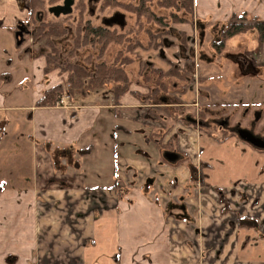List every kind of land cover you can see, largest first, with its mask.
<instances>
[{"label": "crops", "instance_id": "1", "mask_svg": "<svg viewBox=\"0 0 264 264\" xmlns=\"http://www.w3.org/2000/svg\"><path fill=\"white\" fill-rule=\"evenodd\" d=\"M24 7L0 0L3 52L15 41ZM192 11L193 20L226 21L242 13L264 20V0H192ZM172 26L187 36L193 21ZM19 46L12 68L0 60V73L10 71L0 82V264H264V149L233 134L217 141L186 117L184 124L173 121L183 127L179 148L171 150L179 159H165V148L142 156L128 136L159 135L161 146L167 140L165 116L164 122L149 117L155 113L137 95L145 87L133 82L116 99L105 88L88 89L36 105L62 76L45 75L43 55ZM162 48L151 50L162 62L152 54L145 60L164 71L175 60ZM254 49L236 50L234 60L257 76L254 86L264 95V42ZM172 54L183 57L179 49ZM198 81L170 92L173 105H197L199 86L208 82ZM244 93L235 102H250ZM257 103L264 106V96ZM122 133L127 138L119 144ZM187 152L192 162L183 158ZM247 217L254 224L238 223Z\"/></svg>", "mask_w": 264, "mask_h": 264}, {"label": "rangeland", "instance_id": "2", "mask_svg": "<svg viewBox=\"0 0 264 264\" xmlns=\"http://www.w3.org/2000/svg\"><path fill=\"white\" fill-rule=\"evenodd\" d=\"M117 1L130 2L133 5L137 3V0H117ZM62 2L63 0H44L43 5L40 7V9L39 8L35 9L34 13L31 16L28 14L27 7H24L26 14L22 15L21 17H18L19 18L18 20H21L20 18L23 19L22 24L28 28H32L34 22H37L39 20L59 21L66 28V31L61 36L52 37V41L59 50L60 59L66 57L68 60L79 62L87 66L88 68L92 69L93 60H95L96 58L94 57V55L97 52V48H98L97 42H95L92 46L84 45L78 49H75L72 55L70 56H67L66 54V51L72 46V38L74 35L75 24H77L78 21L81 22L85 19H89L94 24L108 25L109 27H112L116 31H128L130 28L131 30L128 31L129 34H133L134 32L137 31L136 34L141 42H145L147 40V36L144 33V31L136 28L134 21L135 14L121 5L119 6L103 5L104 0H72L69 6L70 7L69 11L67 12L59 11V13H55L52 7L54 5L62 4ZM26 3L27 0H19V4H21L22 7L26 6ZM12 9L13 7L10 8V10ZM19 15H21V13H19ZM192 21H193V30L192 32H189L188 30L189 37L187 35L188 39L184 41L185 47L183 48L180 47V43L178 41L179 38L177 37V32L175 31V29H173L170 33H168L165 36V44L159 45L164 47L161 49L162 50L161 54H163L164 52H165V56H167L168 54V57L170 59L172 58L173 60H175V62H177V65L180 66L184 65L185 58L183 57L191 58L193 62L191 68L192 79L193 77H196L198 79L201 78L200 83H206L208 80L206 81V79L203 78L202 76L206 74H214L213 82L210 83L208 82L205 85L203 84L201 85V87L199 86L200 91L196 98L198 100L196 101L197 105L194 106H190L188 104L183 105L184 116L183 118H180L179 122L183 123L182 119L185 120L186 115H191L198 120L200 118L199 110H203L205 118L208 120V126L206 128H208V130L210 129V131H212L211 124L216 122H221L223 119L224 122L222 123V125H225L226 128L228 129H234V132L236 131L235 130L236 128L243 127L249 130L252 134L264 139V106L263 104L257 103V100L259 98L260 99L263 98L264 95H262L263 93L261 92V89L258 90L254 86V82L258 80L257 76L254 77L250 74H245L246 72L244 71L242 72V70L244 69L247 71L248 70L247 67L243 65L244 68H242L240 67L239 64H237V66L233 65V69L231 70L230 73L229 65L235 63L234 62L235 60L233 61L231 59L230 62H227V59L229 57L227 55V52L229 54H233L236 52V50L239 52L242 51L246 52L248 49H251L250 53H253V51L255 50L254 47L257 48V45L259 44V42L254 37V35L256 34L255 28H249L245 33H240L238 35L225 38L224 46L221 45L213 46L212 45L213 41H218L220 40V38L224 36L221 34V28L223 27L225 21H219V20L215 21V20H210L209 18H203L201 20L199 18L196 19L194 18V20L192 19ZM142 22H143L142 26H146V25L149 26L151 24L150 23L151 21L147 20V18H143ZM19 38H20V42L16 44L14 43L16 40L15 41L12 40L10 44L11 48L10 49L7 48L5 52H3L2 49H0V60H2L1 62L3 65H7L8 63H10L9 66L12 65L14 58L17 57L13 48L18 47V45L24 46L26 44H29L32 52L37 54L40 53L39 51L47 50V47L44 46L42 40L32 42L30 40V37L27 36L26 32L19 34ZM177 42L179 43V45ZM159 46L143 47L141 45H136L135 47H133L130 54L134 55L135 58H138L139 60L138 66L144 68L143 61H146L145 60L146 56L151 57V54L154 58H157V60L159 59V61L162 62V58L160 56H157L155 51H151L153 48L158 49ZM176 48L179 49L183 57L182 56L176 58L173 57L172 51L177 50ZM144 51H145L144 55L142 54L139 55L137 53ZM6 52L7 55L4 56ZM111 53L112 51L108 49V51L105 53L104 58L106 60L110 59ZM148 54H150V56H148ZM221 57H223V60ZM5 60H10V61L7 63L5 62ZM166 64L167 62L165 61V65ZM12 66L10 68H12ZM5 69H8V67L3 68V71L1 73L9 74L10 71L9 70L7 71ZM261 78H262L261 80H264V72ZM32 81H33V77H29L25 80V84L31 85ZM190 81L186 83L187 84L186 88L190 84ZM181 82L182 81H180V83ZM236 83L238 84L236 85ZM109 85H110L109 82L105 81L103 85L91 86L89 89L97 90L100 88H105L106 90L110 91ZM219 85L228 86L229 89L227 91H220ZM28 88L29 87L27 86L25 89L27 90ZM241 91H245L244 93L245 95L242 97V99L245 100L250 97L251 98L250 102L247 103L241 100L239 102H235L234 98L240 95ZM249 93L251 94L249 95ZM67 94H68L67 84H63V97L65 100L67 99ZM73 94H78V92L74 91ZM225 97L226 98L228 97V99L232 98L234 101L232 100L225 101ZM176 107L179 106L176 105ZM246 109L247 112H245ZM258 111L261 112L260 115L256 117ZM166 122H167V128L165 129V138H168V136H173L172 140L170 141L171 143L170 146L168 145L161 146L158 142H154L155 141L153 140L155 139L154 136L149 138L148 140H144L143 137L141 139L139 135L133 134L131 138L128 136V138L131 139L132 141V143L130 142L132 146L131 149H134L133 148L134 144H137L139 146V151L136 150L134 151L142 156L150 157L152 154L151 151L152 148H156V150H159L162 154L164 151L163 148H165V152H167L166 151L167 149H170L171 151L174 148H179L178 146L179 138H180L179 134L180 132H182L183 127L180 126L178 127L180 129H176V126H179V122L173 124V121L169 120L168 118ZM121 123L123 124L124 122L122 121ZM234 124H237V126ZM124 125L126 124L124 123ZM200 129H201L199 130L200 133L201 131L205 132L203 128ZM117 137L119 139L118 141L119 144L120 142L123 143V140L121 141V137H123L122 139L127 138L124 135V133H122L121 136L118 135ZM188 141H190V139H188ZM140 146H142L143 148H140ZM126 147L127 146L123 145L119 149L122 153H125L127 152L126 150H128L126 149ZM184 155L185 156L183 158H186L188 162H192V154L190 152H187ZM181 157L182 156H180V158ZM177 158L178 157L175 155L173 159L177 160ZM165 159L168 158L165 157Z\"/></svg>", "mask_w": 264, "mask_h": 264}, {"label": "trees", "instance_id": "3", "mask_svg": "<svg viewBox=\"0 0 264 264\" xmlns=\"http://www.w3.org/2000/svg\"><path fill=\"white\" fill-rule=\"evenodd\" d=\"M43 1L27 0L26 7L28 14L31 16L35 9H40ZM103 5H121L132 11L135 14L134 21L136 28L144 31L147 40L141 42L136 34L137 31L129 34L128 31L131 30L130 28L128 31H116L108 25L94 24L89 19L81 22L78 21L74 28L72 46L66 51V54L70 56L75 49L84 45L92 46L97 42L98 48L94 55L96 58L93 60V67L91 69L79 62L68 60L66 57L60 59L59 50L52 41V37L61 36L66 31V28L59 21L39 20L34 22L32 28H26L27 31L23 32H26L32 42L42 40L44 46L47 47V50L39 51V54H42L44 57V74L46 75L48 72L53 71L56 75L62 76V80L42 91L41 95L35 100V104L53 105L57 103L63 96V84H67L68 96H70L74 91L80 95L91 86H101L107 81L110 84L109 88L112 97L116 99L119 94L129 89L131 83L135 82L147 89L146 92L137 95L141 102L148 103L151 110L155 113L154 115L148 114L149 117L162 121L164 116L165 121L167 118L171 121L183 118L184 107H176V105H173L177 100L170 92L182 90L186 83L192 79L191 68L193 62L191 58L184 57L185 62L183 66L177 65L176 62H170L169 67L163 71L161 68L155 67L146 61H143L144 68L139 67L138 58H135L130 53L136 45L143 47L164 45L165 36L175 29L172 24L182 22L191 23L193 18L192 0H137V3L134 5L130 2L104 0ZM143 18L150 20L151 24L149 26H142ZM249 28H255V39L258 42H264V20L254 16L247 17L245 13H242L240 15H232L224 22L221 28V34L224 36L218 41H213L212 45L224 46L225 38L245 33ZM175 31L179 38L180 47H185L184 41L187 39V36L182 30L175 29ZM19 42L20 38L16 39V43ZM108 49L112 53L111 58L106 60L104 56ZM227 55L229 56V60H234L235 55L229 54L228 52ZM221 58L223 60V57ZM232 64L237 65L238 63ZM202 77L208 79L210 83L214 74H206ZM8 80L9 76L6 73H0V82ZM180 81L182 82L180 83ZM163 104H165V107ZM167 104L168 106H166ZM199 116L197 127L203 128L215 140L221 141L229 135H236L234 129H228L219 122L211 124L212 131L210 129L208 130L206 128L208 126V120L205 118L203 110H199ZM185 117L189 121H193V116L186 115ZM237 124L234 125L237 126ZM154 138L157 142L160 136L157 135ZM172 138L173 136H168L165 145L170 146ZM238 223L252 225L254 224V220L248 219V217L241 218Z\"/></svg>", "mask_w": 264, "mask_h": 264}, {"label": "water", "instance_id": "4", "mask_svg": "<svg viewBox=\"0 0 264 264\" xmlns=\"http://www.w3.org/2000/svg\"><path fill=\"white\" fill-rule=\"evenodd\" d=\"M72 0H63L62 4L59 5H54L52 9L54 10L55 13H59V11L67 12L69 11V6L71 4ZM18 30L20 28V25L17 26ZM14 36H17V33L14 32ZM224 120L219 122L222 124ZM236 135L243 141L247 142L248 144L256 147V148H261L264 149V139L252 134L249 130L243 127H238L236 128ZM165 157L168 159H173L175 157V153L172 151H167L165 152Z\"/></svg>", "mask_w": 264, "mask_h": 264}, {"label": "flooded vegetation", "instance_id": "5", "mask_svg": "<svg viewBox=\"0 0 264 264\" xmlns=\"http://www.w3.org/2000/svg\"><path fill=\"white\" fill-rule=\"evenodd\" d=\"M20 25V28L18 30L17 26ZM29 29L28 27H26L25 25L22 24V21L18 20L15 24V27H14V30H13V34L14 32L17 33V36H14L15 37V40L19 38V34L23 33V31H27V29ZM25 33V32H24ZM17 37V38H16ZM236 130V129H235Z\"/></svg>", "mask_w": 264, "mask_h": 264}]
</instances>
